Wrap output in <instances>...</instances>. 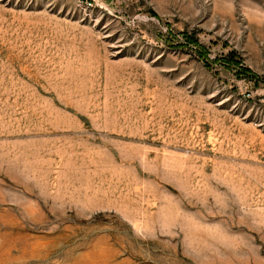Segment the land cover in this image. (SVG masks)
<instances>
[{
	"label": "rangeland",
	"instance_id": "374dc122",
	"mask_svg": "<svg viewBox=\"0 0 264 264\" xmlns=\"http://www.w3.org/2000/svg\"><path fill=\"white\" fill-rule=\"evenodd\" d=\"M0 264H264V0H0Z\"/></svg>",
	"mask_w": 264,
	"mask_h": 264
}]
</instances>
